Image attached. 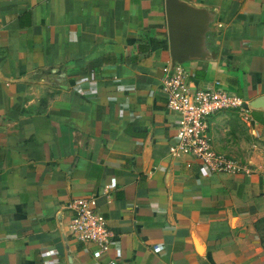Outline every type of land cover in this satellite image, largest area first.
Wrapping results in <instances>:
<instances>
[{
	"label": "crops",
	"instance_id": "1",
	"mask_svg": "<svg viewBox=\"0 0 264 264\" xmlns=\"http://www.w3.org/2000/svg\"><path fill=\"white\" fill-rule=\"evenodd\" d=\"M184 1L218 26L190 84L264 96V0ZM169 66L164 0H0V264H264V110L240 114L238 146L208 120L242 168L210 173L170 154ZM87 197L113 241L97 258L66 230Z\"/></svg>",
	"mask_w": 264,
	"mask_h": 264
},
{
	"label": "built area",
	"instance_id": "2",
	"mask_svg": "<svg viewBox=\"0 0 264 264\" xmlns=\"http://www.w3.org/2000/svg\"><path fill=\"white\" fill-rule=\"evenodd\" d=\"M162 95L165 109L175 116L170 154L192 157L210 173L242 171L238 161L214 151L207 132L208 120L212 116L240 108L241 102L234 93L221 86L193 87L189 82V72L175 65L173 71L162 80ZM108 187H114V180L110 181ZM65 208L71 214L66 230L72 241L92 246L90 255L93 258L100 257L112 247L111 234L106 220L96 208L95 198L73 199Z\"/></svg>",
	"mask_w": 264,
	"mask_h": 264
},
{
	"label": "water",
	"instance_id": "3",
	"mask_svg": "<svg viewBox=\"0 0 264 264\" xmlns=\"http://www.w3.org/2000/svg\"><path fill=\"white\" fill-rule=\"evenodd\" d=\"M164 16L169 54V73L175 65L215 60L210 35L218 32L212 10L184 0H164ZM242 110H264V96L240 104ZM71 264V256L68 257Z\"/></svg>",
	"mask_w": 264,
	"mask_h": 264
},
{
	"label": "rangeland",
	"instance_id": "4",
	"mask_svg": "<svg viewBox=\"0 0 264 264\" xmlns=\"http://www.w3.org/2000/svg\"><path fill=\"white\" fill-rule=\"evenodd\" d=\"M242 112V109L236 108L221 112L212 118L214 120L216 117H220L219 123L216 125L217 133H222V138H226V140L231 144L230 146L233 144L238 146L239 142L244 141L247 143L249 141L245 117L240 115ZM233 159L236 160L235 158Z\"/></svg>",
	"mask_w": 264,
	"mask_h": 264
},
{
	"label": "trees",
	"instance_id": "5",
	"mask_svg": "<svg viewBox=\"0 0 264 264\" xmlns=\"http://www.w3.org/2000/svg\"><path fill=\"white\" fill-rule=\"evenodd\" d=\"M254 230L258 236L260 247L264 251V217L255 222Z\"/></svg>",
	"mask_w": 264,
	"mask_h": 264
}]
</instances>
